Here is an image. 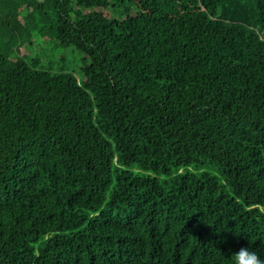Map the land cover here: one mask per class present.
<instances>
[{
    "label": "trees",
    "instance_id": "16d2710c",
    "mask_svg": "<svg viewBox=\"0 0 264 264\" xmlns=\"http://www.w3.org/2000/svg\"><path fill=\"white\" fill-rule=\"evenodd\" d=\"M249 1L253 27L221 0H0L1 32L51 8L42 36L88 60L76 78L0 56V264L264 259V0Z\"/></svg>",
    "mask_w": 264,
    "mask_h": 264
},
{
    "label": "rangeland",
    "instance_id": "374dc122",
    "mask_svg": "<svg viewBox=\"0 0 264 264\" xmlns=\"http://www.w3.org/2000/svg\"><path fill=\"white\" fill-rule=\"evenodd\" d=\"M132 10L135 7L132 5ZM131 10V12H132ZM124 12L122 6L114 7L113 15ZM255 6L249 0H221L218 17L231 22H240L247 26L255 25ZM21 17L29 15L25 8L20 11ZM72 15V8L69 9ZM55 15L51 8L35 11L25 18V27L19 32L0 31V56L7 61L18 57L32 68L50 75L70 73L76 78L82 77V68L88 63L87 57L73 45H59L48 32Z\"/></svg>",
    "mask_w": 264,
    "mask_h": 264
},
{
    "label": "clouds",
    "instance_id": "9594fccd",
    "mask_svg": "<svg viewBox=\"0 0 264 264\" xmlns=\"http://www.w3.org/2000/svg\"><path fill=\"white\" fill-rule=\"evenodd\" d=\"M232 256L233 264H264V259L250 247H241Z\"/></svg>",
    "mask_w": 264,
    "mask_h": 264
}]
</instances>
